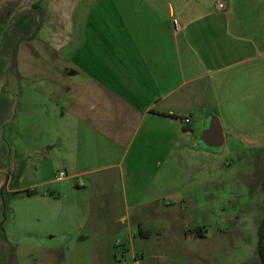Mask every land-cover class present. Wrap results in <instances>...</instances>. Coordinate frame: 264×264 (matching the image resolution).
I'll return each mask as SVG.
<instances>
[{"label":"crops","instance_id":"crops-1","mask_svg":"<svg viewBox=\"0 0 264 264\" xmlns=\"http://www.w3.org/2000/svg\"><path fill=\"white\" fill-rule=\"evenodd\" d=\"M38 44L61 68L25 85L20 54L39 56ZM1 64L0 264H23L22 246L40 254L24 264H122L119 248L189 204L216 153L264 161V0H0ZM212 118L219 150L202 140Z\"/></svg>","mask_w":264,"mask_h":264},{"label":"rangeland","instance_id":"rangeland-1","mask_svg":"<svg viewBox=\"0 0 264 264\" xmlns=\"http://www.w3.org/2000/svg\"><path fill=\"white\" fill-rule=\"evenodd\" d=\"M36 47L37 57L20 54V71L28 76L25 85L30 80L33 82L34 77L47 79L49 74L61 68V64L54 63V60H63L60 52H52L45 45ZM12 63L9 62L7 67H12ZM4 65L1 64L0 70L5 68ZM11 73L13 71L8 70L7 79ZM27 88L24 91L28 97L24 98L22 109L24 145L30 147L38 142V136L35 140L31 135L30 117L33 114L28 111ZM46 100L47 97L44 104H49ZM211 164L213 169L208 175L198 174L192 184L194 190L189 204L181 207L177 203L160 210L158 217L141 226L134 244L127 240L119 248L122 264H259L257 224L264 217V161L253 153L227 155L225 151L216 153ZM26 175L24 185L32 179L31 172ZM5 197L8 204L5 228H10L15 225L14 196L6 194ZM17 224L21 223L17 220ZM18 227L12 230L15 239L24 245L30 243L32 236L20 234L15 229ZM102 228L106 232L110 227L105 224ZM111 230L127 236L129 225L118 223L115 228L111 226ZM189 230H194L195 236L200 232L203 238L193 234L187 236ZM19 249L23 264L31 260L32 253L33 260L40 257L37 251L31 252L23 246Z\"/></svg>","mask_w":264,"mask_h":264},{"label":"water","instance_id":"water-1","mask_svg":"<svg viewBox=\"0 0 264 264\" xmlns=\"http://www.w3.org/2000/svg\"><path fill=\"white\" fill-rule=\"evenodd\" d=\"M202 140L211 149H218L224 144V136L218 119L212 118L210 127L205 132Z\"/></svg>","mask_w":264,"mask_h":264},{"label":"trees","instance_id":"trees-1","mask_svg":"<svg viewBox=\"0 0 264 264\" xmlns=\"http://www.w3.org/2000/svg\"><path fill=\"white\" fill-rule=\"evenodd\" d=\"M31 192H28V195H31ZM141 233H143L141 231ZM198 237H203L200 232H196ZM258 256L260 259V264H264V217L259 226V241H258Z\"/></svg>","mask_w":264,"mask_h":264},{"label":"built area","instance_id":"built-area-1","mask_svg":"<svg viewBox=\"0 0 264 264\" xmlns=\"http://www.w3.org/2000/svg\"><path fill=\"white\" fill-rule=\"evenodd\" d=\"M219 9H221V10L225 9V4H223V3L220 4V5H219ZM174 25H175V28H176V29H179V25H178L177 21H174ZM185 122H186V123H190V122H191V119H190V118H187V119L185 120ZM59 177H60V178L65 177V173H60V174H59Z\"/></svg>","mask_w":264,"mask_h":264}]
</instances>
